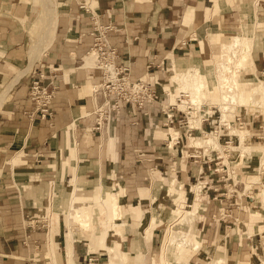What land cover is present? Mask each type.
<instances>
[{
	"label": "crops",
	"instance_id": "crops-1",
	"mask_svg": "<svg viewBox=\"0 0 264 264\" xmlns=\"http://www.w3.org/2000/svg\"><path fill=\"white\" fill-rule=\"evenodd\" d=\"M246 16L249 17L248 35L255 36L256 45L251 53V64L240 70L249 69L250 75L257 73L260 76L256 74V79L261 77L264 83V0H0V264H48L45 247L51 242L56 246L64 242L66 250L68 227L73 237L70 253L75 264H108L102 261L105 259L102 254H107V247H110L100 242L103 229H96L84 245L81 241L90 237L92 231L76 221L79 210L95 215L97 208L103 205L101 193L95 200L99 206L87 209L84 208L86 203H74L90 202L92 198L78 192L101 190L108 183L115 188L119 186V175L142 172L146 182L135 184L134 180V184H130L128 180L122 186L127 192L124 203L132 204L129 192L141 189L142 183L150 187L156 172L162 178L171 171L180 175L188 173L189 166L182 160L170 161L178 150L176 140L200 137L193 133L216 126L202 115L197 125L192 126L188 121L183 128L170 127L160 120V106L155 104L150 108L124 105L118 119L105 120L96 127L95 110L103 97L92 88L102 81L103 74L90 64L93 60L88 55L93 45L90 34L93 23L111 27L107 38L116 48L115 64L126 67L130 79L147 77L151 81L158 77L163 83L166 71L147 68L149 59L154 57L155 64L163 62L167 70L174 71V65L179 62L191 64L199 59L203 46L206 45L209 54L210 48L219 47L220 42L232 37L233 32L237 33L242 25L240 21ZM38 74L43 75L42 83L54 87L51 120L43 118L28 97L32 78ZM164 89L168 96L172 93L167 87ZM153 116L156 128L167 126V131L162 133L156 129L145 141L136 134L139 126L149 127ZM217 127L227 131L224 124ZM168 129L176 135L174 141ZM124 131L129 135L119 138L123 144L130 145L133 155L140 151L145 157L147 162L143 169L126 165L127 156L121 159L116 139ZM151 157L157 159L152 158L150 162ZM171 179L177 185L175 190H168V182L154 187L163 195L162 205H166L169 195L183 199L184 181L174 176ZM195 200L196 197L189 207L192 208ZM198 202L196 215L201 209V199ZM130 209L140 220L142 210L139 207ZM250 214L258 216L257 211ZM157 215L148 221L145 240L132 233L134 220L125 223L130 215L114 220L113 224L123 226L121 244L128 248L122 252L135 256L132 262L142 247H145V255L149 252L147 242H152L151 228ZM197 219L198 215L191 222L192 231L197 228ZM254 221H261V218ZM255 226L264 231V223ZM114 228L108 231L116 233ZM96 244L105 248L94 250ZM90 245L92 250H89ZM231 245L235 249L229 254L233 260L231 264L239 255L251 260L255 253L247 241L244 245L233 242ZM114 246L119 250L115 242ZM255 254L264 264V254ZM34 256L38 261L30 262L29 258ZM47 257L51 264L55 263L51 248ZM214 258L225 264V259L219 255ZM63 260L65 262V258Z\"/></svg>",
	"mask_w": 264,
	"mask_h": 264
},
{
	"label": "rangeland",
	"instance_id": "rangeland-1",
	"mask_svg": "<svg viewBox=\"0 0 264 264\" xmlns=\"http://www.w3.org/2000/svg\"><path fill=\"white\" fill-rule=\"evenodd\" d=\"M248 18V16L244 17L241 23V26L244 29L246 28L245 30H247L249 26ZM253 24L255 25L254 22ZM250 29H253V27ZM245 33H247L248 35V30L245 31ZM234 34L237 33L233 32L231 36H233ZM230 39L231 37L224 39L222 42L229 41ZM248 40L253 44V50L256 45L255 36L248 35ZM206 49V45L203 46L201 48V55L199 56V59H195L194 61L195 64H198L199 67L197 68H199V71L201 73H207V69L213 68L214 62L219 59V55L221 54L219 47L214 49L210 48L209 54L207 53ZM90 52H92V50ZM91 56V61L92 58L93 61L90 62V64L94 67H97L98 57L96 53L94 52ZM202 57H205V59L206 57H209L212 62L208 63L204 60H200ZM192 63L189 64L184 61L179 62L178 64L174 65L175 71L173 69L167 70L163 62L159 67L153 66L157 67V69L166 71V76L165 80H163V83L158 79V77L151 81L147 77H142V79L147 81L150 87L155 89L156 92L155 100L147 103L146 107L150 108L155 104L159 105L161 110L160 120H163L164 123L169 125L170 127L174 126V128H176L175 126L183 128L184 125L189 121V117H191L192 115L201 117L202 115L206 116V119L209 118L210 121L216 126H212L211 129L204 128V131L210 132L211 130L212 133H216L217 135L219 133L217 138L220 142L219 144H221L222 146L220 148H216L208 144H203L202 146H199L195 150H193V152L189 153L186 151V145L189 138H184L183 141L176 140V143L178 144V150L176 151L175 156H172V151L170 152V155L173 157V159H170V161L182 160L183 163H186L189 166L188 173L186 175H180L179 173L176 174L175 172L171 171L169 172V175L164 174V176L166 177L162 178L158 174V172H156L153 178V183L150 185V187L146 186L148 185L147 183H142L144 186L141 189L138 190L135 187V190L129 192V199H131L132 204L127 203L128 205H126L124 203L126 202L124 201V195L127 192L125 188H122V186L124 187L123 184L128 182V180L130 181V184H134V180L135 184L139 182H146L145 180L143 181L142 172H132L130 174L119 175L117 177L119 186L115 188L111 187L108 183V185L106 184V187H103V191L98 188L92 191L89 190L78 192L79 194L90 196L93 200V202L92 200L90 202H85L88 200H83V202L74 203L80 205H84V203H86L84 208L88 209L90 206L94 205L99 206L98 203L95 202V200L97 196L100 195V193V197L103 201V205L100 208H97L95 215L89 214L91 223L88 227H83H85V229H91L92 235L83 239L81 243L84 245L85 243H88L91 237L94 235L96 229L100 228L103 229V234H101L100 237V242L103 245H113L114 249H116L114 246V242L115 245L117 244V242L120 243L118 248L119 251L117 250L119 254L118 252H116V250L114 251V255H116L118 258L111 261V254L109 253V251L107 254H105L104 252V254H102V256L105 257V259L102 260L103 262H107L108 264H154L156 262H159L162 259V249L164 246L167 231H169V229L172 231H176V234L178 236L185 233L186 239L188 240V244L185 245L183 249L175 251L177 254L175 253L173 256H170V264H207V262H209L210 260L215 259L214 257L216 255L224 258L225 264H231L230 262L233 260H231L232 257L229 254L235 250L231 245V242H233V244L235 245H244V241H247V243L249 244L248 247L252 246L255 253L257 252L259 254H264V249L261 248L263 247V244L260 241L262 235L261 233L264 231H261L262 228L255 226L264 223V188L262 186L264 185V155H262V152L260 151L252 152L249 154H247L246 152L241 153L240 149L231 147L233 145L239 144L238 132L244 129L248 130L247 142L249 144L259 146L264 145V102H256V105H251V103L249 102V91L247 90L248 83H246L247 80H256L255 75L257 73H253L252 75H250L251 73L249 72V69L239 71V76L237 79V84L239 85L236 98L237 101L230 102V100H228L225 104V106L228 104L227 114L229 115V124H224V126H227V131H224L222 128L217 127V125L222 123L219 122L221 118V108L220 105L218 106L217 104V97L219 96L218 93H216L218 91L215 85H213L214 87L209 86V89L210 87H213L209 91L208 88L205 87L204 92L206 94L201 99V101L198 102V106H196V104H188L186 109H184V107L179 105V103H181V98H189L186 97V94H188V92L178 93L179 91H183L184 89H181L179 84L177 85L172 81L171 75L173 74V72H176L177 67L193 66ZM100 70L101 72H103L102 69ZM101 83L102 81L99 84ZM164 87H167L168 91L172 92L169 94V96L167 95L168 93L164 89ZM99 88H101V86H97L95 93L99 94V91H97L99 90ZM212 93L215 94L213 95ZM213 96L216 97L214 98ZM213 98L214 100L216 99L215 102L213 101ZM104 101L105 100L103 97V100H101L99 106H101ZM168 102L174 104H167ZM167 114L171 116L167 117ZM119 116L120 112L115 113L113 111H108L106 117L102 120V122L108 119H118ZM154 116L150 120L149 127H145L146 129H144L143 126H139V130L137 129L138 131L136 135H138L140 138L144 137L145 141H147L155 134L154 131H156V129L161 130L162 133L167 131V126L161 127L159 125V127L156 128L157 122L155 121ZM163 116L164 119H162ZM174 128L172 129L175 131ZM225 132H228L230 135L224 136ZM170 134L172 135L171 132ZM120 135L126 136L129 135V133H126L124 131L118 135V138ZM158 135H162V137L165 136V134L160 133ZM202 135L203 132L193 133V136ZM174 137H176V135H172L171 141H174ZM118 138L116 140H118L117 145L120 146L118 153H121V159L127 156V159L124 160L126 161V165L132 166L133 169H136V166H140L139 169H143L147 161L144 156H141V152L136 151L133 155V152H131L130 150V145L127 143L123 144L122 139ZM131 157H134V159ZM188 157L190 158L188 162H186ZM152 158L153 157H151L150 162L153 161ZM153 159H157V157ZM173 176L177 180L184 181L183 188L181 187V191L183 192V201L181 202L183 203L182 205L184 209H192L191 207H189V205L193 202L194 197H196L194 203L197 202L198 207V200L201 199V209L197 214V228L194 231H192L191 229V222H185L183 224L177 223V221L174 220L173 210L177 207V202L179 201L176 195L173 194L166 196L168 198H166L167 203L166 205H162L160 203V199L163 197V195H161V192L158 189H154V187L159 184L165 185ZM173 184L175 187H177L174 179ZM194 185L196 186L195 189H193ZM193 190L197 191L196 196H194ZM116 192H120L121 195V198H118L119 205L121 203V209L119 211L121 215L119 217H123L127 214L131 216H128L129 218L127 217L128 220H125V223L127 222L129 224L131 222V219L134 220L132 233H137V235L140 236V239L145 240V229L146 227H148V221L150 220V218L154 219L158 214L155 210H160L159 215H157L158 217L156 218V221L154 222V224H152L151 236L152 233H154L152 242H147V245L150 248L149 252L145 255V249H143L145 247H142V249L140 250L141 252L137 251L139 254L137 253L136 260L134 262H132L135 258V256L133 255H128L127 261L124 259L123 261L119 260V255L122 253V250L126 251L128 248L127 245L123 246L121 244L124 241L123 226H118L117 224L116 226L107 224V222L109 221L106 220L105 214L102 213V208H104L105 206V208H107L109 205V199L111 196L110 194ZM204 204H206L205 210ZM130 207H139L142 210L143 213L140 220L139 218H136L137 216L134 212L131 211ZM77 208L79 207H76V209ZM252 211H257L258 216H250V213H252ZM197 215L196 213H194L193 218ZM257 218H261V221H254ZM164 220H168L169 222L167 224L162 223ZM124 226L125 228L128 227L127 224H125ZM110 227H115L114 229L117 230L116 233H114V230L108 231ZM68 228L67 230L69 232ZM69 235L71 234L69 233ZM146 236L148 237V234H146ZM103 240L105 241L103 242ZM192 244H196L197 247L193 246ZM96 245L94 246V250L96 249V247L105 248L104 246H98V244ZM65 246L66 244L64 242H62V244L59 246L54 245L53 242L47 244L45 248L47 250L46 259L48 264H51V260H49L47 257L50 248L54 254L53 259H55V263L53 264H65V262L66 264L68 263L66 259L65 262L63 260L65 255ZM122 246L124 249L122 248ZM84 247L87 248V246ZM255 253H253L251 260L247 259V257L246 259H242L239 255L238 260L236 259L232 264H238L240 262H247L249 264H261V261L257 258V255ZM29 260L30 262H35L36 260L38 261V258L37 256H34L29 258ZM75 263L77 262L75 261Z\"/></svg>",
	"mask_w": 264,
	"mask_h": 264
},
{
	"label": "bare ground",
	"instance_id": "bare-ground-1",
	"mask_svg": "<svg viewBox=\"0 0 264 264\" xmlns=\"http://www.w3.org/2000/svg\"><path fill=\"white\" fill-rule=\"evenodd\" d=\"M241 22L242 21H240V23ZM245 29L242 26L238 27L237 34H234L229 41L220 42L219 50L221 54L219 55V59L214 62L213 68L207 69V73H201L199 71V68H197L199 67L198 64H195L194 60L192 63L193 66L177 67L175 75L172 77V81L175 82L177 85L179 84L181 89H184L183 91H179L178 93L188 92V94H186V97H189L187 99L181 98L180 100L181 103H179L180 106L184 107V109H186L188 104H193V105L196 104V106H198V102L201 101V99L206 94L204 92L205 87L208 88V91H209L211 88L214 87L213 85H215L218 91L216 93H218V96H219L217 97L218 98L217 104L218 106L220 105V108H221V118L219 122L222 124H226V125L229 124V115L227 114L228 104L225 106L226 101L228 100H230V102L237 101L236 98H237V92L239 89V85L237 84V81H238L237 79L239 76V71L242 67L246 66L248 63H251V53H252L253 44L248 40V35L247 33H245ZM93 53L94 51L90 52L89 56L92 57L91 55ZM200 60H204L208 63L212 62V60L209 57H206V59L205 57L204 58L202 57ZM108 69H111V67H109ZM246 83H248L247 90L249 91V102L251 103V105H256V102H259V103L264 102V83L263 81L257 78L256 80H247ZM209 86H213V87H210L209 89ZM186 89H188L189 91ZM212 94L214 95L215 93H212ZM214 98H213V101L215 102L216 99L214 100ZM200 120H201V116L192 115L191 117H189L190 125L192 126L198 123ZM247 135H248V132L246 130L239 131L238 132L239 144L233 145L231 147L235 149H240L241 153L246 152L247 154H249L252 152L260 151L262 152V155H264V146L249 144L247 142ZM217 137L218 135L212 132H203V135L200 137H190L189 142H188V148H189L188 152H193V150H195L199 146H202L203 144H208L210 146L220 148L222 145L219 144ZM262 186L264 188V185ZM195 187L196 186L194 185L193 189H195ZM175 189L176 187L173 184V179L169 180L168 190H175ZM101 191L103 190L101 189ZM110 195L111 196L109 199V205L107 208H105L106 206L102 208V213L105 214L106 220L109 221V223L116 226V224H113V222L117 217L121 215V213H119L120 205L118 202L120 192L112 193ZM181 201L183 200L181 199L177 202V207L173 210L174 220H176L177 223H183V224L185 222L187 223L192 222L191 220L196 211L197 202L193 203L192 209H184L182 205L183 203ZM155 211L157 212L158 210H155ZM90 220L91 218L87 210H80L78 212L76 221L81 223L82 226L88 227L89 224L91 223ZM68 229H69V232L66 229L67 248L65 250L66 253H65L64 258L68 261L67 264H75L72 262L71 253H70L71 251L70 244L72 242L73 237L71 233V228L69 227ZM69 233L71 235H69ZM119 244L120 243L117 242V246H119ZM187 244H188V240L186 239L185 233L178 236L176 234V231H172L169 229V231H167L166 238L164 241V246L162 249L163 250L162 259L161 261L156 262L154 264H170L171 263L170 256H173L176 253L175 251L179 249H183L185 245ZM192 245L197 247L196 244H192ZM91 248L92 247L90 245L89 250H91ZM115 250H117V248L114 249V247L112 246L108 247V251L111 254L110 256L111 261H113V259L116 260L118 258L116 255H114ZM123 259L127 261L128 259L127 253L122 252L119 255V260L123 261ZM207 264H221V260L218 258H215L207 262Z\"/></svg>",
	"mask_w": 264,
	"mask_h": 264
},
{
	"label": "built area",
	"instance_id": "built-area-1",
	"mask_svg": "<svg viewBox=\"0 0 264 264\" xmlns=\"http://www.w3.org/2000/svg\"><path fill=\"white\" fill-rule=\"evenodd\" d=\"M111 27L106 25L93 23L90 32L94 51L98 57L97 68L102 69L103 80L99 85H95L92 90L95 93L97 86L99 93L104 97V103L96 111V127L101 126L102 120L106 117L108 111L119 113L124 105L142 107L147 103L154 101L156 97L155 89L150 87L147 81L139 78L132 80L128 76L126 67L117 66L115 59L117 56L116 48L110 44L107 38V31ZM160 63L155 64V59L152 57L147 63V68L153 66L159 67ZM111 67V69H108ZM42 74L33 77L28 97L34 101L37 110L43 118L52 119V111L50 108L52 98L54 97V87L49 84L42 83ZM171 115L167 114V117Z\"/></svg>",
	"mask_w": 264,
	"mask_h": 264
}]
</instances>
